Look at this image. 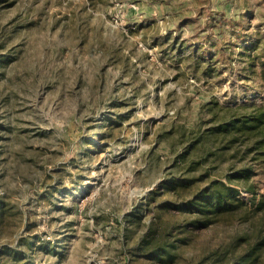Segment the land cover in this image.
Wrapping results in <instances>:
<instances>
[{
    "label": "rangeland",
    "instance_id": "obj_1",
    "mask_svg": "<svg viewBox=\"0 0 264 264\" xmlns=\"http://www.w3.org/2000/svg\"><path fill=\"white\" fill-rule=\"evenodd\" d=\"M0 264H264V0H0Z\"/></svg>",
    "mask_w": 264,
    "mask_h": 264
}]
</instances>
